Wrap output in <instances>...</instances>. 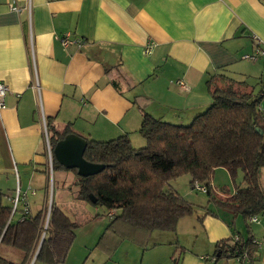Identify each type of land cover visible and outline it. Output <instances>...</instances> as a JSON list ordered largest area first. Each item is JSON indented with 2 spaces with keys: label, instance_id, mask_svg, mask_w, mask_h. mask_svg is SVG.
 I'll use <instances>...</instances> for the list:
<instances>
[{
  "label": "crops",
  "instance_id": "crops-1",
  "mask_svg": "<svg viewBox=\"0 0 264 264\" xmlns=\"http://www.w3.org/2000/svg\"><path fill=\"white\" fill-rule=\"evenodd\" d=\"M12 2L21 10H12ZM65 33L79 38L80 46L64 47ZM254 35L264 41V0H0V80L8 89L0 110L4 204L11 203L18 185L21 191H35L28 192L26 216L45 211L42 117L55 128L70 123L91 140L127 134L138 148L144 144L138 135L142 116L133 96L149 98L151 115L186 123L210 103L206 80L211 74L245 82L247 91H263L264 56L243 58L253 52ZM114 68L113 75L126 79L117 78L115 85L105 71ZM127 82L135 88L129 90ZM260 179L264 183V168ZM239 181L231 182L226 170L215 168L209 183L216 196L226 198ZM63 198L55 204L67 213ZM193 204L196 213L182 218L177 239L168 241L174 245L172 264H264V211L251 222L212 204ZM205 209L213 214L203 216ZM18 215L11 221L17 222ZM183 225L189 226L197 249L181 244ZM247 226L257 243L254 261L214 259L215 243L231 238L233 227L246 238ZM159 244L155 240L152 247ZM35 252L26 259L0 244V257L13 264H29ZM112 258L103 256L100 264H120Z\"/></svg>",
  "mask_w": 264,
  "mask_h": 264
},
{
  "label": "trees",
  "instance_id": "trees-1",
  "mask_svg": "<svg viewBox=\"0 0 264 264\" xmlns=\"http://www.w3.org/2000/svg\"><path fill=\"white\" fill-rule=\"evenodd\" d=\"M105 71L110 73L113 85L117 78L124 79L113 75L116 68ZM126 85L129 90L135 88L133 82ZM206 85L210 103L186 123L151 115L145 109L149 98L142 94L133 96L132 103L142 116L138 135L144 144L135 148L127 134L109 140L86 137L83 157L87 162L104 165L99 173L78 176L76 169L63 167L52 155L53 171L73 174L79 200L112 211L98 238L107 256L122 239L145 247L154 231L174 233L182 218L196 213L195 205L170 185L181 175L189 177L191 186L194 182L204 185L207 203L234 217L247 221L264 211V183L260 181L264 168V118L260 111L264 89L247 91L245 82L221 73L209 75ZM48 124L45 126L51 150L66 135L77 134L70 123L60 128ZM215 168L226 170L233 183L240 177L241 185L236 186L231 196H216L209 183ZM90 194L95 197V203L89 200ZM4 203L0 192V244L19 250L27 259L36 251L43 211L31 217L23 215V220L12 222L11 205ZM50 210V233L41 240L34 261L58 264L67 255L77 223L53 201ZM205 214L213 213L205 209ZM249 231L247 226V237L242 238L233 227L231 238L221 239L213 246L214 259H239L245 255L247 262H253L257 245ZM235 236L237 241L233 240ZM0 263L13 264L1 257Z\"/></svg>",
  "mask_w": 264,
  "mask_h": 264
},
{
  "label": "rangeland",
  "instance_id": "rangeland-1",
  "mask_svg": "<svg viewBox=\"0 0 264 264\" xmlns=\"http://www.w3.org/2000/svg\"><path fill=\"white\" fill-rule=\"evenodd\" d=\"M138 142H142L141 138H138ZM71 174V172L54 170L51 171L49 176H47L46 182V194L44 199L46 200V202H44L46 204L43 214H47L48 208L51 206V201L56 203L55 201H58L60 197L64 196L62 202L65 205H63V208L66 209L67 205H69L66 209V214L77 223L75 237L69 250L66 252L67 255L64 261L58 264H81L84 261H86V264H100L103 262V256L106 257V254H108L103 250L100 243H98V238H100L106 225L109 223L110 218L107 213L109 210L101 205H93L79 200L76 196L74 183L70 180ZM170 185L175 187L180 194L184 195L183 197H185L186 200L192 203L194 202L204 205L207 203V198L203 192L195 190L193 185L191 186V184H189V177L187 175H181L175 178L170 182ZM46 218L47 215L42 221L40 227V237L39 240H37L36 251L40 245L43 231L45 230L46 235L50 233V225H48L46 229L44 228ZM188 231L189 226H186L185 228L183 225V231L181 230L180 233L178 232L181 244H184L189 248L194 246L193 248L197 249L196 243L193 242L194 239L191 235L192 233H188ZM175 232L166 233L154 231L145 247L129 239H122L116 249L111 253V257H113L111 260L119 258L117 263L120 264H172L169 257H171L170 252L174 250V245L168 244V241L170 239H177ZM155 240H160L161 244L154 249L152 245ZM35 253H33V258L29 264H33L34 256H36ZM36 264L46 263L36 262Z\"/></svg>",
  "mask_w": 264,
  "mask_h": 264
},
{
  "label": "built area",
  "instance_id": "built-area-1",
  "mask_svg": "<svg viewBox=\"0 0 264 264\" xmlns=\"http://www.w3.org/2000/svg\"><path fill=\"white\" fill-rule=\"evenodd\" d=\"M10 5V8L12 10H16L17 12L21 10V8L19 6H17L15 3H11L9 4ZM29 10V8H28ZM253 41L255 42V46H254V49H253V52L249 53V54H246L244 55L243 58H247V59H250V60H256L258 57H261V56H264V41L263 40H260V38L256 37L255 35L253 36ZM61 44L66 47L70 44H74V45H77V46H80L81 44V40L79 38H71L69 36V33H65L62 35V38H61ZM146 51H149V50H146ZM178 84H183L182 82L180 81H177ZM7 85L5 83H3L1 80H0V110L4 109L5 108V102L4 101V97H5V94L7 92ZM260 111H261V114L263 115L262 117L264 118V105L260 107ZM41 122H42V125L43 126V142H44V148L45 150L43 151L45 153V156H46V159H47V170H48V176L51 174V171L52 170V151H51V147H50V143H49V139L48 138V134H47V131H46V123H45V120L44 118L42 117L41 118ZM193 188L197 191H200V192H204L206 191V188L204 187V185H202L201 183H197V182H194L193 183ZM14 193L11 197V216H13L14 214H19V220H23L24 219V216L23 215H27L28 213V192H31L32 194L35 193L34 190L32 191H21V189L19 188V186L17 185L16 189L13 190ZM50 206L48 208V212H47V218H46V222H45V229L46 227H48L49 225V218H50ZM109 216L113 215L112 211H109L107 212ZM45 215V216H46ZM45 218V217H44ZM44 220V219H43ZM249 221L251 222H256L257 219L255 218V216H252L248 219ZM46 236V232L45 230L43 231V234L41 235V239L40 240H43V238ZM40 237V235H39ZM233 240L237 241L238 240V237L235 236L233 238ZM41 242V241H40ZM253 242L255 243V245L257 244L256 241L253 240ZM40 246V245H39ZM38 246V248H39ZM38 250V249H37ZM246 256L244 255L243 257L237 259V261L240 263V262H243L244 259L247 260L245 258Z\"/></svg>",
  "mask_w": 264,
  "mask_h": 264
},
{
  "label": "water",
  "instance_id": "water-1",
  "mask_svg": "<svg viewBox=\"0 0 264 264\" xmlns=\"http://www.w3.org/2000/svg\"><path fill=\"white\" fill-rule=\"evenodd\" d=\"M86 140L78 134H68L63 139L56 142L52 154L58 162L67 169H76L77 175L87 177L92 174L101 172L104 168L102 164L87 162L84 159L83 153L86 148ZM89 200L95 203V197L90 194ZM41 241V240H40ZM42 242V241H41ZM40 242V244H41ZM37 252V251H36Z\"/></svg>",
  "mask_w": 264,
  "mask_h": 264
}]
</instances>
